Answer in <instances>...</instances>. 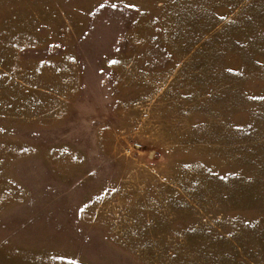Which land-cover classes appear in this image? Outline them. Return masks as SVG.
Returning a JSON list of instances; mask_svg holds the SVG:
<instances>
[{
    "label": "rangeland",
    "instance_id": "obj_1",
    "mask_svg": "<svg viewBox=\"0 0 264 264\" xmlns=\"http://www.w3.org/2000/svg\"><path fill=\"white\" fill-rule=\"evenodd\" d=\"M0 264H264V0H0Z\"/></svg>",
    "mask_w": 264,
    "mask_h": 264
}]
</instances>
